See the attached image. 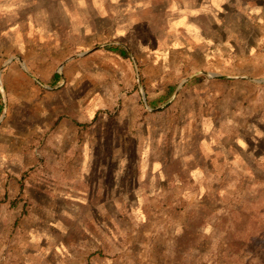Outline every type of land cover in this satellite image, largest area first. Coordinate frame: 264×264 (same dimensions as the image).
Returning <instances> with one entry per match:
<instances>
[{"label": "rangeland", "instance_id": "obj_1", "mask_svg": "<svg viewBox=\"0 0 264 264\" xmlns=\"http://www.w3.org/2000/svg\"><path fill=\"white\" fill-rule=\"evenodd\" d=\"M204 1L0 0V264H264V0Z\"/></svg>", "mask_w": 264, "mask_h": 264}, {"label": "crops", "instance_id": "obj_2", "mask_svg": "<svg viewBox=\"0 0 264 264\" xmlns=\"http://www.w3.org/2000/svg\"><path fill=\"white\" fill-rule=\"evenodd\" d=\"M210 1V2H209ZM220 0H205L204 2H203V5H205L206 7H207V4H209V3H211V4H209L210 6H211V8H215V7H217V3L219 2ZM208 5V6H209ZM178 8H180V10H181V12H183L182 14H180L179 15V18L178 19H181L182 17H184V16H186L187 17V19L189 18L188 17V14H186V11L187 10H189V9H187V7L186 6H183V5H181V6H179ZM202 8H200V9H196V8H192L191 9V11H194V10H198V11H201V12H204V9H202ZM183 22H185V21H183ZM187 23V22H186ZM184 25L182 24V26H181V28L180 29H182V30H184L185 31V29H184V27H183ZM244 48L242 47V45H239V51H241V50H243ZM240 55H242V51H241V54Z\"/></svg>", "mask_w": 264, "mask_h": 264}, {"label": "trees", "instance_id": "obj_3", "mask_svg": "<svg viewBox=\"0 0 264 264\" xmlns=\"http://www.w3.org/2000/svg\"><path fill=\"white\" fill-rule=\"evenodd\" d=\"M109 8H111V10H110V16H112V17H115L116 16V14H115V12H112V9L113 8H116L115 6H110ZM150 13V12H149ZM167 13H166V11H165V15H166ZM118 16L121 18V17H123V15H122V13H119L118 14ZM127 16V14H125L124 15V17H126ZM148 16V13H146L145 14V17H147ZM143 19H145V18H142L139 22H142V21H144ZM144 23V22H143ZM140 24H142V23H140ZM108 50L109 51H111V52H114V53H119L121 56H127V51L126 50H124V49H122V48H120V47H111V46H109L108 47ZM120 51V52H119ZM55 79H60V75L59 74H56L55 75Z\"/></svg>", "mask_w": 264, "mask_h": 264}, {"label": "water", "instance_id": "obj_4", "mask_svg": "<svg viewBox=\"0 0 264 264\" xmlns=\"http://www.w3.org/2000/svg\"><path fill=\"white\" fill-rule=\"evenodd\" d=\"M210 76H212V77H217V75H215V74H209Z\"/></svg>", "mask_w": 264, "mask_h": 264}]
</instances>
